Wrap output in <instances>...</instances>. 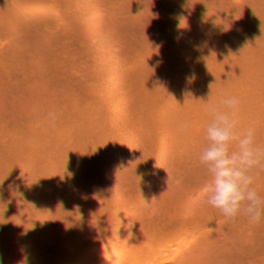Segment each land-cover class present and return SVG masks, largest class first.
Segmentation results:
<instances>
[{"label": "trees", "instance_id": "16d2710c", "mask_svg": "<svg viewBox=\"0 0 264 264\" xmlns=\"http://www.w3.org/2000/svg\"><path fill=\"white\" fill-rule=\"evenodd\" d=\"M222 2L225 12L208 15L204 0H129L128 7L134 9L122 8L117 0H0L1 10H13L22 3L28 10V15L12 13L0 20L5 31L0 56L35 61L34 67L26 68L18 94L47 101L54 97L81 108L114 86L127 104L117 133L89 144V174L84 176L80 165L68 162L61 171L50 170L23 182L27 191L22 197L36 210L42 206L39 194L44 182L67 183V173L84 176L64 193L51 216L38 215L25 225L16 222L14 233L31 238V247L11 264H35L40 247L47 264L61 260L69 264L67 253L72 247L87 256L82 264H264V233H257L255 224L245 223L242 214L228 219L206 203V195L196 196L210 180L199 162L201 150L210 143L205 129L213 118L205 104L224 109L221 101L236 97L237 136L249 128L262 129H255L254 144L264 147V103H260L264 0ZM102 14L112 25L105 34L116 38L121 62L120 70L112 74L93 68L66 46V39L76 35L82 46L91 49L96 41L89 31L105 22ZM144 79L157 106L141 90ZM172 85L181 86L175 100L168 97ZM2 96L0 92V101ZM247 117L257 118L252 127ZM3 129L0 143L8 145L25 126L6 124ZM233 151H239L238 140L231 142L229 155ZM98 163L113 168L105 181L94 171ZM249 174L254 177L251 187L264 200V160ZM104 182L110 199L124 206L138 202V191L145 203L156 202L168 214L166 197L181 195L182 201L200 203L203 216L190 226L191 233L172 235L146 262L133 261L131 253L142 237L101 212L90 197L105 188ZM67 212L78 216L83 237L72 234V242L82 237V244L66 246L46 238L56 219ZM147 212L154 214L151 208ZM232 229L231 239L220 238Z\"/></svg>", "mask_w": 264, "mask_h": 264}, {"label": "bare ground", "instance_id": "6f19581e", "mask_svg": "<svg viewBox=\"0 0 264 264\" xmlns=\"http://www.w3.org/2000/svg\"><path fill=\"white\" fill-rule=\"evenodd\" d=\"M117 1L123 2L127 7L129 5V0ZM20 7L14 10L0 9V20H6L12 13H16L17 17L28 15L27 8L22 6L19 9ZM121 7L124 8L122 5ZM32 13L34 14L33 11ZM44 16L45 14L38 15L39 18ZM103 18L104 23L97 24L89 31L96 41L91 49L82 46L76 35L66 39V46L93 68L112 74L120 70L121 62L118 59L116 38L114 36L108 38L105 34L106 31H112V25L104 15ZM4 32L0 29V38ZM34 62L16 61L0 56V69L3 70L0 74V92L3 93L0 101V137L5 135L3 126L6 124L25 126L24 132L17 135L14 142L8 145L0 143V223L4 221V215L8 210L14 212L11 216L13 221H28V204L19 192L23 182L50 170L61 171L68 162L74 161L72 156L75 153L85 154L91 142L99 140L105 134L117 133L119 123L127 115L124 112L127 104L114 86L101 91L95 100L81 108L72 103L59 102L54 97H48L47 101L18 94V89L25 79L26 68L34 67ZM140 87L153 106H157L152 93L146 87V79L140 80ZM168 97L170 100L176 98L171 93ZM260 103H264L263 97ZM49 112L56 113L55 127L50 125ZM247 120L252 127L257 118L247 117ZM76 162L81 167L87 166L82 159H76ZM136 194L138 202L131 206L116 203L110 198L102 197L97 201L101 212L113 215L123 227L133 229L142 237L131 253L130 259L133 261L146 262L169 243L172 235L191 233L190 226L203 216L200 203L182 201L181 195L166 197L167 203L164 208L167 214L156 202L151 201L147 204L141 199L138 191ZM196 196L203 198L205 194L198 193ZM149 208L153 209V215L148 212L145 215ZM58 219L65 226V230L58 235L61 242L66 246L71 243L82 244L83 233L78 225V216L73 212H67L61 214ZM255 225L257 233H264V223L261 220ZM53 230L54 226L50 231ZM234 230L226 232L220 238L231 239ZM79 233L82 236L80 241L72 242V234L76 236ZM73 248L67 253L69 264H82V257L87 256L83 255L81 250ZM59 264L65 262L61 260Z\"/></svg>", "mask_w": 264, "mask_h": 264}, {"label": "clouds", "instance_id": "9594fccd", "mask_svg": "<svg viewBox=\"0 0 264 264\" xmlns=\"http://www.w3.org/2000/svg\"><path fill=\"white\" fill-rule=\"evenodd\" d=\"M178 90H181V86L172 85L168 89V93L175 95L177 98L180 95ZM221 104L224 109L218 108L216 105L205 104L207 111L211 113L213 118L205 129L206 139L210 143L201 150L199 162L205 166L210 180L205 182L200 190L206 195V203L218 209L224 217L234 220L239 213L246 217L250 223H259L262 215H264V207H262L264 206V200L251 187L254 177L249 173L255 167L260 166L262 160H264V147L254 144L255 129L253 128H249L246 132L237 136L235 128L238 123L239 100L236 97H226L221 101ZM48 116L50 125L55 127L56 113L49 112ZM187 127V125H184L185 130H187ZM234 140H238L239 151H233L229 155L230 144ZM72 157L74 161L71 162L73 163L78 164L76 159H82L87 164V166L82 167L85 173L84 176L86 173H90L88 151L85 154L75 153ZM112 169L106 164L98 163L94 165L95 173H100L103 181H105ZM84 176L67 173L65 175L67 183L57 180L44 182L41 185L39 194L42 206L36 210H33L31 208L32 205L22 197L28 204V221L21 220V224L25 225L38 215L51 216L58 210L64 193L72 190V186L81 183ZM107 185L104 182L105 188L102 191L98 194L90 195L94 202H97L102 197L110 198L109 188L105 190ZM26 191L27 188L24 185L19 190L21 196ZM13 213L10 210L6 211L4 221L0 223V264H11L31 247V238L14 233L13 227L16 222L11 219ZM64 230L65 226L57 218L54 230L49 231L46 237L47 240L49 242H61L58 235ZM39 250L35 264H47L42 247Z\"/></svg>", "mask_w": 264, "mask_h": 264}, {"label": "rangeland", "instance_id": "374dc122", "mask_svg": "<svg viewBox=\"0 0 264 264\" xmlns=\"http://www.w3.org/2000/svg\"><path fill=\"white\" fill-rule=\"evenodd\" d=\"M120 4L124 7V8H129V9H134L133 7H127L123 2H120ZM205 5H206V10H207V14L209 15L210 12H216V13H222L223 11V2L222 0H205ZM212 81V80H210ZM178 93H181V90H178ZM264 99V96H263ZM108 187L105 189L107 190ZM94 197V196H92Z\"/></svg>", "mask_w": 264, "mask_h": 264}]
</instances>
